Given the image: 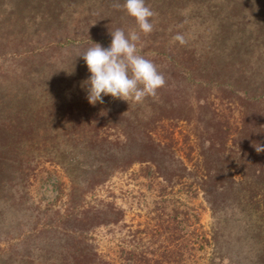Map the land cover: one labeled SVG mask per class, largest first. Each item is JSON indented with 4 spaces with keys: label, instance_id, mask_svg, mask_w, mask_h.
I'll return each instance as SVG.
<instances>
[{
    "label": "trees",
    "instance_id": "obj_1",
    "mask_svg": "<svg viewBox=\"0 0 264 264\" xmlns=\"http://www.w3.org/2000/svg\"><path fill=\"white\" fill-rule=\"evenodd\" d=\"M47 18L54 19L40 18V24H48ZM99 34L87 33L75 46L62 34L49 46L62 44L65 56L82 58L94 43L110 45L112 38ZM159 46L162 54L150 60L166 84L156 98L114 110L102 94L101 110L85 106L77 122L83 134L71 140L80 145L84 167L76 174L67 164V182H53L59 202L35 224L38 233L53 234L52 251L37 264H111L96 244L100 228L124 230L121 264H264V151L255 148L264 147V90L253 88L258 82L232 60L210 68L208 57L215 56L208 52L176 58L164 53L166 44ZM83 74L85 80L72 86L87 99L91 74ZM68 116L72 120L73 112ZM3 152L4 170L24 163L32 171L29 157L13 146ZM121 174L148 182L155 196L151 223L125 224L109 185ZM203 208L211 217L208 229L201 224Z\"/></svg>",
    "mask_w": 264,
    "mask_h": 264
},
{
    "label": "rangeland",
    "instance_id": "obj_2",
    "mask_svg": "<svg viewBox=\"0 0 264 264\" xmlns=\"http://www.w3.org/2000/svg\"><path fill=\"white\" fill-rule=\"evenodd\" d=\"M112 1L106 6L102 0H0V264H37L52 251L53 234L38 233L36 221L58 204L53 182H67L65 166L76 174L84 167L77 157L79 143L71 140L83 134L77 122L85 106L101 110L104 104H90L73 90L87 77L83 58H69L62 44L49 46V42L68 34L75 46L94 31L100 32V38L103 33L112 38L111 31L117 28L138 31L134 18ZM146 4L156 15L153 32L141 33L137 43L145 58L162 54L159 43L166 44L164 53H176V58L191 51L199 58L208 52L215 56L208 57V67L232 60L258 82L253 88L264 90V0H146ZM48 16L54 19L41 25L40 18ZM178 32L185 36V45L171 42ZM127 104L108 95L109 108ZM10 146L29 157L32 171H25L24 163L3 169V150ZM109 185L125 211V224L151 223L155 196L146 180L121 174ZM200 211L201 224L208 229L210 213L206 208ZM96 232L99 251L111 264H121L117 251L124 230Z\"/></svg>",
    "mask_w": 264,
    "mask_h": 264
},
{
    "label": "clouds",
    "instance_id": "obj_3",
    "mask_svg": "<svg viewBox=\"0 0 264 264\" xmlns=\"http://www.w3.org/2000/svg\"><path fill=\"white\" fill-rule=\"evenodd\" d=\"M114 7L123 9L134 18L137 30L127 33L122 28L111 31V43L107 48L99 43L89 47L78 56L85 61L90 77L85 82L87 99L90 104L103 103V96L114 99L143 103L148 98H156L158 90L166 84L165 77L152 60L145 58L138 51L140 34L149 35L154 30L152 18L156 13L146 4V0H123ZM172 43L185 45L187 40L181 33L172 38ZM103 94V96H102ZM259 153L264 147L255 145Z\"/></svg>",
    "mask_w": 264,
    "mask_h": 264
}]
</instances>
